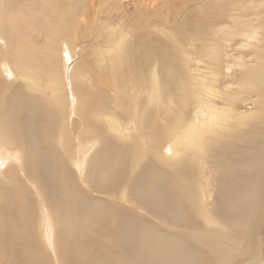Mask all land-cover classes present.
Listing matches in <instances>:
<instances>
[{
    "label": "bare ground",
    "instance_id": "6f19581e",
    "mask_svg": "<svg viewBox=\"0 0 264 264\" xmlns=\"http://www.w3.org/2000/svg\"><path fill=\"white\" fill-rule=\"evenodd\" d=\"M0 264H264V0H0Z\"/></svg>",
    "mask_w": 264,
    "mask_h": 264
}]
</instances>
